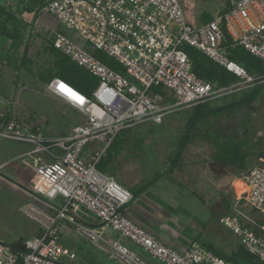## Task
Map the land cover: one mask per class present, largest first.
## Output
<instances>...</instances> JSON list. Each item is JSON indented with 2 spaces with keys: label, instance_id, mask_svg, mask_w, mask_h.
Instances as JSON below:
<instances>
[{
  "label": "built area",
  "instance_id": "obj_1",
  "mask_svg": "<svg viewBox=\"0 0 264 264\" xmlns=\"http://www.w3.org/2000/svg\"><path fill=\"white\" fill-rule=\"evenodd\" d=\"M226 10L198 24L186 14L181 0H51L29 20V39H39L95 76L99 84L89 96L60 78L48 90L84 116L62 139H47L41 130L22 124L0 111V138L30 143L38 159L35 200L21 211L40 229L22 249L0 241V264H67L77 254L61 244L63 223L96 246L107 244L121 264H152L117 240H108L105 228L130 240L161 264H233L199 242L185 250L169 247L135 224L125 213L132 192L100 171L113 140L126 130L152 122L163 124L174 112L222 100L264 85V73L249 74L233 62L228 49L242 47L264 63V0H227ZM48 14L72 36L43 33L40 16ZM54 33V32H51ZM192 48L233 73L238 81L225 87L200 79L185 48ZM104 55L118 63L124 74L107 66ZM162 87L166 95L153 91ZM98 149H90L91 144ZM102 145V147H101ZM58 148L59 153H51ZM238 196L224 227L243 248L264 262V167L254 166L242 179ZM45 204L42 206L39 204ZM83 215L102 227L92 226Z\"/></svg>",
  "mask_w": 264,
  "mask_h": 264
},
{
  "label": "crops",
  "instance_id": "obj_2",
  "mask_svg": "<svg viewBox=\"0 0 264 264\" xmlns=\"http://www.w3.org/2000/svg\"><path fill=\"white\" fill-rule=\"evenodd\" d=\"M226 2L227 0H225V6ZM18 17L20 18V15ZM50 34L61 33L46 28L41 38L46 39ZM67 35L72 36L70 32ZM50 45L51 43L44 46L39 39L31 41L28 29L26 44L23 45L25 48L19 50L21 56H18L14 53V45L10 40L4 38L1 40L0 111L9 112L10 118L29 125L33 129L41 130L47 139H62L70 134L75 125L84 120V116L48 90L47 86L52 79L48 80L47 70L51 62L48 63L49 67L46 70H40L35 67L38 59H42L44 55H47L44 50ZM26 46L27 54L25 59L24 51L26 50ZM53 105L68 108L72 111L71 114H74L72 125L67 128L66 133L61 137H55L46 132L51 121H54L60 112V110L58 113L53 110L55 109ZM65 111L67 110L62 111L63 115L67 114ZM148 124L151 125L150 123L139 125L140 128L137 130L142 132L154 130L153 126H149ZM139 126L129 130H134ZM99 146L95 142L91 144L90 149H98ZM38 159H41L45 163L51 161L48 154L35 153V146L33 144L0 138V176L5 173V176L18 179L20 177L19 171L22 168L21 163H26V169L32 170L33 175L36 176L35 165ZM19 162H21L20 165L18 164ZM210 162L216 165V170L219 171L217 176L220 179L215 181L214 179L206 178L204 174L200 175L201 171L204 170L201 165L203 164V160L200 157H198L192 166L184 167V172L182 167L184 163H181L178 169L167 173L144 194L137 198L133 196V200L127 205L125 213L135 224L155 235L165 245L174 247L180 251L188 248L194 241L200 244H216L219 238H223L226 235L236 245L239 239L228 231L226 234L223 224V219L230 213L232 204L238 197L234 195L233 198H229L228 192L224 189V180L220 183L221 176L227 172L225 167L227 169L229 166L214 162L213 157ZM168 169L169 165L161 173L167 172ZM112 176L115 177V175ZM237 193L239 194V192ZM26 196L27 199L24 205L32 202L38 203L33 196L32 190L26 191ZM39 204L45 205L42 202H39ZM83 217L92 226L102 227L94 218L86 215H83ZM25 218L28 221L25 222L27 231L24 235L18 237L19 239L14 241L13 245L17 244L19 240L23 239L25 241L41 234L38 226L26 216ZM105 235L108 240H117L129 246L150 263L161 264L149 256L142 248L119 234L112 232L110 229L105 228ZM61 244L69 247L77 254L76 260L65 259V263L67 264H102V260L98 256L92 255V248L88 244L95 248L96 255L104 253L110 259L115 260L111 257L107 244H102V246L93 245L67 223H63ZM118 264L121 263L118 262Z\"/></svg>",
  "mask_w": 264,
  "mask_h": 264
},
{
  "label": "trees",
  "instance_id": "obj_3",
  "mask_svg": "<svg viewBox=\"0 0 264 264\" xmlns=\"http://www.w3.org/2000/svg\"><path fill=\"white\" fill-rule=\"evenodd\" d=\"M1 1L0 37L8 39L12 43L23 45L26 42L29 23L25 19L18 17L21 9L29 16L51 0H18L14 7L6 3H1ZM225 10L226 8H223L221 12ZM213 18L209 15H204L202 23H207ZM185 50L193 64V72L198 78L211 82L218 87L229 86L238 81V78L233 73L209 57L189 47H186ZM228 51L230 59L244 67L249 74L258 75L264 73V63L246 52L242 47L228 49ZM44 52L51 58L50 67L47 70L49 81L54 77H58L78 91L89 96L92 95V92L98 86V79L96 77L60 53L52 44L45 48ZM26 54L27 46L24 51V57ZM99 57L107 66L124 74V69L118 63L108 59L104 55H100ZM153 91L164 95L167 94L162 87H155ZM263 92L264 85L256 86L249 91L225 98L227 100L223 99L216 100V102L203 103L189 110L178 112L179 115L183 114L181 121L184 124V128L169 157L168 171L165 173H156L153 178L145 183L131 188L130 191L134 198L144 194L167 173L174 172L178 169L184 161L189 148L196 143L207 142L210 144L214 149V162L236 168L239 172H246L251 162L255 160L256 162H260V166L264 167V151L252 153L248 148V140H243L235 133L224 135L222 132V121L225 118L234 116L253 105ZM131 134L132 130H126L113 140L100 163L97 165L100 171L106 174L116 175L120 170L121 159L128 149L135 148L137 151L143 149L142 146L145 141L140 138H136L135 144H130L128 136ZM23 243L24 240L22 239L17 244L10 246L14 249H22ZM202 245L233 264H264L258 257L246 251L242 245L232 253L226 252L215 244L203 243Z\"/></svg>",
  "mask_w": 264,
  "mask_h": 264
},
{
  "label": "rangeland",
  "instance_id": "obj_4",
  "mask_svg": "<svg viewBox=\"0 0 264 264\" xmlns=\"http://www.w3.org/2000/svg\"><path fill=\"white\" fill-rule=\"evenodd\" d=\"M17 2L18 0L1 1V3H6L13 7L16 6ZM182 4L187 17L198 24H202L204 15L215 17L223 10L225 0H182ZM18 15H20V18L25 19L26 22L29 21V18H32V16H27L23 9H21ZM40 19L47 29L50 28L52 31L65 35L68 34V31L48 14H42ZM2 39L3 38L0 37V42ZM12 44L14 45V53L21 56L19 50L25 48L23 45H25L26 42L23 43V45L16 43ZM50 62L51 58L48 55H44L42 59H38L35 63V67L40 70H46ZM54 108L53 110L57 113L59 110L60 112L59 115L56 116V119L51 121L46 132L49 135L61 137L66 133L65 131L67 128L72 125L74 114H71L72 111L68 108L66 109L59 106H54ZM63 110H67L65 111L67 112L66 115L62 114ZM182 116L183 114L179 115L178 112H174L168 115L161 125H155L149 122L151 125H148L154 128L152 131H138L137 129H139L140 126L132 130V134L128 136L130 144H135L136 138L144 140L145 143L141 151H137V149L133 148L128 149V151L124 153L120 163V170L117 173L118 175H115L117 181L122 186L131 190V188L141 185L153 178L156 173H161L166 170L169 165L168 160L171 152L174 150L184 128V124L181 121L183 118ZM222 132L224 135L235 133L243 140H248V148L252 153L264 151V92L253 105L245 108L234 116L225 118L222 121ZM50 151L51 153H59L61 150L58 148H51ZM213 153V147L207 142L192 145L182 162L184 163L182 166L183 172L185 170L184 167L192 166L198 157H200L201 160H203V164L201 165L204 169L201 171L200 175L202 176L204 174L206 178L214 179L215 181L220 179L219 176H217L219 171L216 170V165L210 162ZM20 163L21 162L18 164L20 165ZM257 165H260V162H256L255 160L251 162L249 169ZM21 167L19 171L20 177L18 179L5 176V173L0 176V241L8 245H13L12 243L27 231L25 222L28 221H26L25 216L21 212V208L27 199L26 191L29 189L32 190L36 182V176L33 175L32 170L26 169L27 164L21 163ZM225 170L227 172L221 176L220 183L224 180V189L228 192L229 198H233L234 195L237 197L239 196L237 192L243 190L240 183H243V176L248 170L240 173H238V169L233 167L227 169L225 167ZM90 217L92 218V216ZM224 230L227 234V230L225 228ZM226 236L219 238L218 243L216 242L215 245L228 253H232L241 245L240 241L235 245ZM88 246L92 248V255L98 256V258L102 260H100L102 264H118L116 260L110 259L109 256L104 253L96 255L95 248L89 244Z\"/></svg>",
  "mask_w": 264,
  "mask_h": 264
},
{
  "label": "bare ground",
  "instance_id": "obj_5",
  "mask_svg": "<svg viewBox=\"0 0 264 264\" xmlns=\"http://www.w3.org/2000/svg\"><path fill=\"white\" fill-rule=\"evenodd\" d=\"M242 185H243V183H242ZM244 192H245V187H244V185H243V190L239 192V195H241V194L244 193Z\"/></svg>",
  "mask_w": 264,
  "mask_h": 264
}]
</instances>
